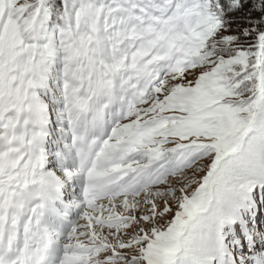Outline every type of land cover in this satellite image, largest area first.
Segmentation results:
<instances>
[{
    "label": "snow or ice",
    "instance_id": "1",
    "mask_svg": "<svg viewBox=\"0 0 264 264\" xmlns=\"http://www.w3.org/2000/svg\"><path fill=\"white\" fill-rule=\"evenodd\" d=\"M0 264H264V0H0Z\"/></svg>",
    "mask_w": 264,
    "mask_h": 264
}]
</instances>
